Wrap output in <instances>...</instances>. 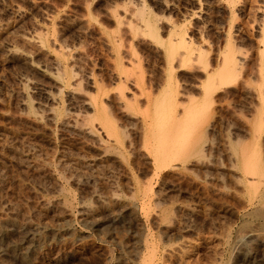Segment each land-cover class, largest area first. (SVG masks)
<instances>
[{
    "label": "rangeland",
    "instance_id": "rangeland-1",
    "mask_svg": "<svg viewBox=\"0 0 264 264\" xmlns=\"http://www.w3.org/2000/svg\"><path fill=\"white\" fill-rule=\"evenodd\" d=\"M134 1L0 0V264H142L150 240L160 249L154 264H249L255 244V264H264V195L251 199L232 149L237 141L247 148L257 137L264 159V129L256 133L253 122L259 110L264 112V0ZM143 7L156 20L162 40L187 35L195 58L167 60L164 47L140 32L144 26L135 14ZM229 46L237 48L241 76L227 84L216 79L201 129L210 131L203 157L160 167L150 144L156 106L170 93L180 116L192 101L203 103L207 70L223 64ZM122 93L130 106L119 101ZM95 98L115 119L119 134L102 119L95 122ZM90 123L95 124L93 136L83 131ZM165 210L173 212L170 227ZM257 234L263 239L257 240ZM242 236L244 244L239 243Z\"/></svg>",
    "mask_w": 264,
    "mask_h": 264
},
{
    "label": "bare ground",
    "instance_id": "bare-ground-1",
    "mask_svg": "<svg viewBox=\"0 0 264 264\" xmlns=\"http://www.w3.org/2000/svg\"><path fill=\"white\" fill-rule=\"evenodd\" d=\"M32 1V0H31ZM136 1V0H135ZM134 1V2H135ZM219 2H220V0H218ZM223 1V0H222ZM229 1V0H228ZM139 2H143V1H141V0H138V2L137 3H139ZM217 2V1H216ZM250 2V1H249ZM33 3V2H32ZM129 3V2H128ZM166 3V2H165ZM223 3V2H222ZM126 4V3H125ZM140 4H142V3H140ZM224 4V3H223ZM222 4V5H223ZM232 4V3H231ZM134 6V5H133ZM142 6V5H141ZM222 7H224V9L225 10H230V7L228 6V5H224V6H222ZM130 8H133V7H130ZM130 8H129V11H131L130 10ZM260 8V7H259ZM16 9H17V7H16ZM16 9H15V11H14V13L15 12H17V11H19L20 12V9H18L17 11H16ZM117 9V8H116ZM120 9V8H119ZM148 9V8H147ZM19 12H17V13H19ZM24 12V11H23ZM128 12V11H127ZM134 12V11H133ZM132 12V13H133ZM258 12H260L258 9H256L255 10V13H258ZM263 12V11H262ZM154 13V12H153ZM236 13V12H235ZM117 14V13H116ZM120 14V13H119ZM128 14H129V12H128ZM229 14V13H228ZM264 14V13H263ZM22 15V14H21ZM130 15V14H129ZM135 15H137V17H138V20H139V22H141L142 23V25L144 26V29H142V31H141V29L139 28V26H137L138 28H135V27H132V26H134V25H131V27H132V29L133 30H139L140 29V32H142L144 35H148V37H150L151 38V40H153L156 44H160V45H162L163 47H164V49H165V52H166V55H167V60H169L170 62H175L176 60H181V61H186V62H188V61H190L191 59H194L195 58V56H194V54H195V52H194V47L191 45V43L188 41V39L189 38H187L188 36L187 35H185L184 33H176V35L173 37V38H171V39H168V41H164V40H162L161 39V37H160V35H159V32H158V30H157V26L158 25H156V20L154 19V17L152 16V14L149 12V11H147L144 7L143 8H140V9H137V13L135 14ZM134 15V16H135ZM156 15V14H155ZM197 15V14H196ZM194 16V15H193ZM262 16V15H261ZM127 17V16H126ZM201 17V16H200ZM44 18V17H43ZM116 19H117V15H116ZM125 19V18H124ZM128 19V18H127ZM127 19H125V20H127ZM46 20V19H45ZM115 20V19H114ZM81 21V20H80ZM128 21V20H127ZM133 21V20H132ZM159 21V20H158ZM87 23H88V21H86ZM119 22V21H118ZM117 22V23H118ZM121 22H122V20H121ZM165 22V21H164ZM115 23H116V21H115ZM116 23V24H117ZM173 24H174V22H172ZM91 24H93V23H91ZM120 24V23H119ZM126 24V22L124 23V25ZM128 24V23H127ZM126 24V25H127ZM161 24V23H160ZM170 24V23H169ZM83 25V24H82ZM118 25V24H117ZM121 25V24H120ZM123 25V26H124ZM172 25V24H171ZM235 25V24H234ZM233 25V26H234ZM101 26V25H100ZM237 26V25H236ZM119 27V26H118ZM121 27V26H120ZM125 27V26H124ZM165 27V26H164ZM169 27V26H168ZM96 28V27H95ZM125 28H127V26L125 27ZM159 28V27H158ZM229 28V27H228ZM234 28V27H233ZM120 29V28H119ZM118 29V30H119ZM128 29H129V26H128ZM127 29V30H128ZM262 28H261V26H260V30H261ZM39 30V29H38ZM37 30V31H38ZM260 30H257V31H260ZM98 31V30H97ZM129 31V30H128ZM130 31H132V30H130ZM174 31V30H173ZM234 31H236L235 29H234ZM163 32V31H162ZM187 32V31H186ZM118 33V32H117ZM138 33H139V31H138ZM141 33V34H142ZM131 34V33H130ZM135 34H137V33H135ZM140 34V35H141ZM143 34H142V36H143ZM224 34V33H223ZM110 36V35H109ZM115 36V35H114ZM118 36V35H117ZM138 36V35H137ZM169 36V35H168ZM38 37V36H37ZM223 37H225V36H223ZM114 38V37H113ZM132 38H133V36H132ZM138 38V37H137ZM139 38H141V37H139ZM146 38V37H145ZM149 38V39H150ZM169 38V37H168ZM142 39H143V37H142ZM233 39V38H232ZM144 40V39H143ZM111 41V40H110ZM132 41V40H131ZM191 41V40H190ZM51 42V41H50ZM119 42V41H118ZM118 42H116V43H118ZM141 42V41H140ZM153 42V43H154ZM193 42V41H192ZM112 43V42H111ZM114 43V42H113ZM261 43H262V41H261ZM54 44V43H53ZM108 44V43H107ZM115 44V43H114ZM152 44V43H151ZM204 44V43H203ZM48 45V44H47ZM115 45H117V44H115ZM233 45V44H232ZM108 46V45H107ZM121 46V45H120ZM195 46V45H194ZM227 46V45H226ZM235 46V45H234ZM118 48H120L119 47V44H118V46H117ZM151 48V47H150ZM241 48V47H240ZM153 49V48H152ZM156 50V49H155ZM158 50V49H157ZM236 50H237V48H236ZM235 49H234V47L233 46H229V48H228V51L226 52V50H225V56H224V58H223V64L221 65V66H219L218 68H216V69H211V70H213L212 72L211 71H208L207 70V78H208V83H207V85H206V88H207V93H206V98H205V101H204V99H203V103H199V101L197 102V101H192L191 102V104L190 105H188L187 106V108L185 109V112H184V114L182 115V116H180V115H177L176 114V111H178L177 110V108L176 107H178V105H177V100L175 99V97H174V95L173 94H167L165 97H164V95H163V97H162V100L160 101V103L156 106V108H155V110H154V117H153V119H152V126H151V137L153 138V141L150 143L151 144V146H152V148H153V152H154V154H155V157L156 158H154L155 159V161H156V163H157V165H160V167H161V165L162 166H164V165H166L169 161H173L174 160V162L177 160H180V161H182V163H184L186 160H188L189 158H191V157H199V156H202L203 157V144L205 143V138H206V134H207V130H206V134H205V131L204 130H201L202 129V125L204 124V122L206 121V118L208 117L205 113H206V111L209 109V106H210V100H211V91L213 90V88L216 86V84L219 82V83H221V84H227V83H230V82H232V81H234V80H236L239 76H241L240 75V70H239V68H238V64H239V62H238V57L235 55V51H236ZM12 52V51H11ZM133 52H134V49H133ZM263 52H264V50H263ZM162 53V52H161ZM203 53H204V51H203ZM247 53V52H246ZM260 53V52H259ZM163 54V53H162ZM224 54V53H223ZM263 54V53H262ZM24 55V54H23ZM132 55H133V53H132ZM136 55V54H135ZM202 54L200 53L199 54V58H200V56H201ZM218 55V54H217ZM25 56V55H24ZM204 55H202L201 56V58L203 57ZM222 56V55H221ZM113 57V56H112ZM205 57V56H204ZM248 57V56H247ZM134 58V57H133ZM222 58V57H221ZM240 58V57H239ZM218 59V58H217ZM136 60H137V58H136ZM252 60V59H251ZM31 61V60H30ZM58 61V60H57ZM62 61V60H61ZM60 61V62H61ZM125 61V60H124ZM207 61H208V59H207ZM220 61V60H219ZM257 61V60H256ZM126 62H127V60H126ZM126 62H124V63H126ZM131 63L133 62V61H130ZM180 62V61H179ZM194 62V61H193ZM222 62V61H221ZM241 62V61H240ZM30 63V62H29ZM137 63V62H136ZM177 63V62H176ZM192 63V62H191ZM209 63H210V61H209ZM209 63H208V65H209ZM68 64V63H67ZM134 64V63H133ZM171 64V63H170ZM180 64V63H179ZM179 64H177V65H179ZM132 65V64H131ZM181 65V64H180ZM190 65V64H189ZM244 65V64H243ZM123 66V65H122ZM129 66V65H128ZM137 66V65H136ZM193 66V65H192ZM246 66V65H245ZM119 67V66H118ZM209 67V66H208ZM250 67V66H249ZM120 68V67H119ZM119 68H118V70H119ZM123 68V67H122ZM128 68V67H127ZM215 68V67H214ZM253 68V67H252ZM61 69V68H60ZM135 69V68H134ZM123 70V69H122ZM128 70V69H127ZM245 70V69H244ZM251 70V69H250ZM260 70V69H259ZM112 71V70H111ZM198 71V70H197ZM116 72V71H115ZM251 72H253V71H251ZM259 72V71H258ZM62 73V72H61ZM72 73H73V71H72ZM76 73V72H75ZM123 73V72H122ZM141 73V72H140ZM139 73V74H140ZM167 73V72H166ZM203 73V72H202ZM205 73V72H204ZM88 74V73H87ZM126 74H127V72H126ZM138 74V75H139ZM142 74V73H141ZM249 74V73H248ZM259 74V73H258ZM86 75V74H85ZM90 75H91V73H90ZM123 75V74H122ZM244 75V74H243ZM242 75V76H243ZM261 75H262V73H261ZM62 76H64V74H62ZM81 76V75H80ZM142 76V75H141ZM206 75L204 74V77H205ZM256 76V75H255ZM264 76V75H263ZM129 77V79L131 78L130 76H128ZM249 77V76H248ZM254 77V76H253ZM87 78V77H86ZM101 78V77H100ZM108 78V77H107ZM117 78V77H116ZM137 78V77H136ZM144 78V77H143ZM170 78V77H169ZM240 78V77H239ZM250 78V77H249ZM63 79V78H62ZM65 79V78H64ZM90 79H91V77H90ZM93 79V78H92ZM91 79V80H92ZM105 79V78H104ZM132 79V78H131ZM173 79V78H172ZM216 79L218 80V82L217 83H215L216 82ZM244 78H242L241 80H243ZM262 79H264V78H262ZM89 80V79H88ZM103 80V79H102ZM112 80V79H111ZM245 80H247L246 78H245ZM83 80H81V82H82ZM93 81V80H92ZM136 81V80H135ZM140 81H141V79H140ZM237 81V80H236ZM235 81V82H236ZM244 81V80H243ZM248 81H250V80H248ZM247 81V82H248ZM253 81V80H252ZM80 82V83H81ZM91 82V81H90ZM142 82V81H141ZM246 82V83H247ZM57 83V82H56ZM87 83H88V81H87ZM237 83V82H236ZM240 83V82H239ZM244 83V82H243ZM104 84H106L105 82H104ZM167 84V83H166ZM171 84V83H170ZM251 84H252V82H251ZM255 84V83H254ZM107 85V84H106ZM112 85V84H111ZM124 85V84H123ZM133 85V84H132ZM156 85V84H155ZM200 85H201V83H200ZM238 85V84H237ZM241 85V84H240ZM79 86V85H78ZM103 86H105V85H103ZM126 86V85H125ZM154 86V85H153ZM164 86V85H163ZM175 86V85H174ZM220 86V85H219ZM234 86H235V84H234ZM242 86V85H241ZM133 87H134V85H133ZM132 87V88H133ZM137 87V86H136ZM237 87V86H236ZM243 87V86H242ZM248 88H249V85L247 86ZM246 87V88H247ZM262 87V86H261ZM55 88V87H54ZM53 88V89H54ZM73 88V87H72ZM78 88H80L81 90H82V88H81V86L80 87H78ZM100 88V87H99ZM115 88V87H114ZM121 88V87H120ZM120 88H117V92L120 90L121 91V89ZM129 88V87H128ZM159 88V87H158ZM197 88V87H196ZM58 89H59V87H58ZM155 89H156V87H155ZM240 89V88H239ZM55 90V89H54ZM62 90V89H61ZM60 90V91H61ZM80 90V91H81ZM89 90V89H88ZM116 90V89H115ZM158 90V89H157ZM247 90V89H246ZM245 90V91H246ZM255 90V89H254ZM259 90V89H258ZM261 91L260 92H262V89H260ZM79 91V90H78ZM84 91V90H83ZM100 91V90H99ZM98 91V92H99ZM126 91V90H125ZM134 91V90H133ZM181 91V90H180ZM198 91V90H197ZM241 91V90H240ZM243 91V90H242ZM244 91V92H245ZM75 92H76V90H75ZM87 92V91H86ZM115 92V91H114ZM113 92V93H114ZM131 92V91H130ZM155 92V91H154ZM154 92H152V93H154ZM182 93H183V91H181ZM185 92V91H184ZM186 92H187V90H186ZM203 92V91H202ZM49 93V92H48ZM55 93H58V90L55 92ZM81 93H83V92H81ZM84 93H85V91H84ZM83 93V94H84ZM89 93V92H88ZM112 93V94H113ZM167 93V92H166ZM237 93V92H236ZM247 93V92H246ZM78 94H79V92H78ZM87 94V93H86ZM86 94H84V95H86ZM118 94V93H117ZM116 94V95H117ZM125 94V93H124ZM123 93L122 94H120L119 95V101H121V102H125L124 104L125 105H127V106H130V103H128L126 100H125V95H124ZM158 94V93H157ZM178 94V93H177ZM176 94V95H177ZM181 94V93H180ZM187 94V93H186ZM75 95V94H74ZM114 95V94H113ZM138 95V94H137ZM143 95V94H142ZM154 95H155V93H154ZM188 95H189V93H188ZM197 95V94H196ZM264 95V94H263ZM57 96H58V94H57ZM98 96H99V94H98ZM128 96V95H127ZM185 96V95H184ZM187 96V95H186ZM191 96V95H190ZM91 97H92V95H91ZM115 97H118V95L117 96H115ZM131 97V96H130ZM177 98H178V95L176 96ZM183 97V96H182ZM202 97V96H201ZM51 98V97H50ZM49 98V99H50ZM85 98V97H84ZM128 98V97H127ZM144 98V97H143ZM185 98V97H184ZM183 98V99H184ZM83 99V98H82ZM131 99V98H130ZM180 99V98H179ZM192 99V98H191ZM190 99V100H191ZM52 100H54V98L52 97ZM51 100V103L52 102H55V101H52ZM88 100V99H87ZM186 100V99H185ZM189 100V99H188ZM89 101H91V100H89ZM115 101H117V98L115 99ZM114 101V102H115ZM130 101V100H129ZM261 101H262V104H263V102H264V100H262L261 99ZM92 102V101H91ZM142 102H143V100H142ZM145 102V101H144ZM184 102H186V101H184ZM183 102V103H184ZM49 103V102H48ZM84 103H86V102H84ZM83 103V104H84ZM95 103H96V107H97V111H96V113L97 114H95L94 115V120L95 119H99V120H101L102 119V123H104V125H107V126H109L111 129H113V131L116 133V134H119V132L115 129V127H114V125L116 124H114L113 123V121L115 120V119H113V121H112V119H111V117L109 116V114L106 112V109H100L99 107H100V105L98 104V102H97V99L95 98ZM131 103H132V101H131ZM179 103H181V101L179 102ZM190 103V102H189ZM87 107H89V109L91 108L92 109V107H93V105L90 103V102H88L87 101ZM86 104H84V106L86 105ZM110 104V103H109ZM114 104V103H113ZM135 104V103H134ZM140 104H142V103H140ZM152 104H153V102H152ZM105 105V104H104ZM142 105H144V104H142ZM66 106V105H65ZM76 106V105H75ZM119 106H121V105H119ZM132 107H133V105H131ZM86 107V106H85ZM96 107H95V109H96ZM142 107V106H141ZM146 107V106H145ZM181 107H184V106H181ZM107 108H109V107H107ZM114 108V107H113ZM117 108H118V106H117ZM120 108V107H119ZM125 108V107H124ZM129 108H131V107H129ZM143 108V107H142ZM151 108V107H150ZM36 109V108H35ZM75 109V108H74ZM88 109V108H87ZM127 109V108H126ZM114 110V109H113ZM119 110H121V109H119ZM259 110V109H258ZM257 110V111H258ZM262 110H263V108H262ZM262 110H259L258 111V114H256L257 116V118L255 117V120L253 121L254 122V131L256 132V133H259V132H261L263 129H264V112L262 111ZM48 111V110H47ZM92 111V110H91ZM117 111V110H116ZM133 111V110H132ZM85 111L83 110V113H84ZM108 112H110L111 113V111H108ZM113 112V111H112ZM210 112V111H209ZM77 114V113H76ZM112 114V113H111ZM113 114H115V113H113ZM214 114H215V112H214ZM54 115H56V114H54ZM65 115V114H64ZM83 115V114H82ZM85 115V114H84ZM89 115V114H88ZM119 115V114H118ZM90 116V115H89ZM122 116H124V115H122ZM128 116V115H127ZM15 117V116H14ZM63 117V116H62ZM78 116H76L75 118H77ZM81 117V116H80ZM133 117V116H132ZM22 119H23V117H21ZM58 118V117H57ZM82 118V117H81ZM127 118V117H126ZM150 118V117H149ZM68 119V118H67ZM86 119V118H85ZM134 119H136V118H134ZM212 119H214L213 117H212ZM30 120V119H29ZM70 120V119H69ZM72 120V119H71ZM77 119H75V121H76ZM84 120V119H83ZM250 120V119H249ZM65 121H68V120H65ZM87 121V120H86ZM85 121V122H86ZM212 121V120H211ZM25 122V121H24ZM32 122H33V120H32ZM35 122V121H34ZM72 122V121H71ZM84 122V125H86L87 123H85ZM87 122H90V119L87 121ZM95 122H96V120H95ZM28 123V122H27ZM63 123H65L64 121H63ZM67 123V122H66ZM74 123H76L77 124V122H74ZM82 123V122H81ZM139 123V122H138ZM35 124V123H34ZM33 124V125H34ZM60 124V123H59ZM140 124V123H139ZM62 125V124H61ZM65 125V124H64ZM63 125V126H64ZM66 125H68V124H66ZM65 125V126H66ZM77 125H80L79 124V121H78V124ZM82 125V124H81ZM95 125V124H94ZM94 125L92 124V123H90V124H88L86 127H84L85 129L83 130L85 133H87L88 135L90 134V135H95L96 134V131H95V128H94ZM149 125V127H150V125H151V123L150 124H148ZM147 125V126H148ZM212 125V124H211ZM246 125V124H245ZM37 126V125H36ZM35 126V127H36ZM42 126V125H41ZM117 126V125H116ZM134 126V125H133ZM136 126H137V123H136ZM209 126V125H208ZM213 126V125H212ZM72 127V126H71ZM79 127V126H78ZM77 127V128H78ZM81 127V126H80ZM96 128H97V126H95ZM99 127V126H98ZM139 127V126H138ZM37 128V127H36ZM40 128V127H39ZM107 128V127H106ZM120 128V127H119ZM204 128H205V126H204ZM35 129V128H34ZM61 129V128H60ZM79 129V128H78ZM101 129V128H100ZM141 129V128H140ZM40 130V129H39ZM74 130V129H73ZM79 130H82V129H79ZM138 131V130H137ZM147 131V130H146ZM2 132V131H1ZM11 132V131H10ZM104 132V131H103ZM108 132V131H107ZM122 133H123V131H121ZM124 132H125V130H124ZM210 132V131H209ZM208 132V133H209ZM13 133V132H12ZM111 133V132H110ZM128 133V132H127ZM9 134V133H8ZM81 134V133H80ZM140 134H142V133H140ZM40 135V134H39ZM79 135V134H78ZM85 135V134H84ZM89 135V136H90ZM107 135H108V133H107ZM211 135V134H210ZM2 136H4V135H2ZM110 136V135H109ZM124 136H125V134H124ZM15 137V136H14ZM95 137V136H94ZM97 137V136H96ZM126 137V136H125ZM140 137V136H139ZM150 137V138H151ZM3 138H5V137H3ZM10 138V137H9ZM92 138V137H91ZM91 138H88V139H90L91 140ZM142 138V137H141ZM240 139V138H239ZM253 139V138H252ZM259 139V138H258ZM3 140V139H2ZM6 140V139H5ZM13 140V139H12ZM95 140V139H94ZM152 140V139H151ZM242 140V139H241ZM256 140H257V137H256ZM256 140H254V141H252L250 144H249V146H247V148H245L244 146H242L241 144H239V142L237 143H233V153H235V155L238 157V165L237 166H239V168L245 173L244 175H245V178H244V180H243V183H244V185L247 187V191H248V194L250 195V197H251V199H255V198H261V197H263V195H264V159H263V157H262V155H261V153L262 152H260V149H259V146H258V141H256ZM130 141V140H129ZM84 142V141H83ZM94 142H96V140L94 141ZM214 142V141H213ZM212 142V143H213ZM242 142V141H241ZM240 142V143H241ZM2 143V142H1ZM102 142H100V144H101ZM246 143V142H245ZM15 144V143H14ZM95 144V143H94ZM214 144V143H213ZM2 145V144H1ZM54 145V144H53ZM96 145V144H95ZM105 145V147H106V144H103V145H101V146H104ZM128 145V144H127ZM138 145V144H137ZM244 145H247V144H244ZM30 146V145H29ZM150 146V147H151ZM212 146V145H211ZM30 147H32V146H30ZM129 147V146H128ZM215 147V146H214ZM2 148V147H1ZM84 148V147H83ZM110 148V147H109ZM115 148H116V146H115ZM28 149V148H27ZM33 149H35V148H33ZM82 149V148H81ZM80 149V150H81ZM106 149H107V147H106ZM134 149V148H133ZM133 149H131V150H133ZM211 149H212V147H211ZM15 150V149H14ZM112 150H113V148H112ZM130 150V151H131ZM138 150V149H137ZM140 150V149H139ZM138 150V151H139ZM214 150V149H213ZM12 151V150H11ZM32 151V150H31ZM39 151V150H38ZM119 151V150H118ZM208 151V150H207ZM215 151V150H214ZM3 152V151H2ZM27 152V151H26ZM29 152V151H28ZM100 152V151H99ZM105 152V151H104ZM134 152V151H133ZM132 152V153H133ZM136 152V151H135ZM140 152V151H139ZM209 152H211V151H209ZM31 153V152H30ZM38 153V152H37ZM102 153V152H101ZM101 153H99V154H101ZM121 153V152H120ZM4 154V153H3ZM27 154V153H26ZM35 154V153H34ZM37 155V154H36ZM39 155V154H38ZM102 155V154H101ZM135 155H136V153H135ZM144 155V154H143ZM211 155V154H210ZM19 156H21V155H19ZM32 156V155H31ZM109 156V155H108ZM13 157V156H12ZM85 157V156H84ZM87 157V156H86ZM112 157V156H111ZM110 157V158H111ZM138 157V156H137ZM142 157V156H141ZM144 157V156H143ZM211 157V156H210ZM209 157V158H210ZM8 158V157H7ZM11 158V157H10ZM31 158V157H30ZM51 158V157H50ZM88 158V157H87ZM107 158V157H106ZM208 158V159H209ZM3 159V158H2ZM29 159V158H28ZM52 159V158H51ZM115 159V158H114ZM30 160V159H29ZM35 161L37 160V159H34ZM97 160V159H96ZM102 160V159H101ZM100 160V161H101ZM111 160V159H110ZM116 160V159H115ZM18 161H19V159H18ZM21 161V160H20ZM83 161V160H82ZM28 162V161H27ZM38 162V161H37ZM40 162V161H39ZM114 162V161H113ZM152 162V161H151ZM193 162V161H192ZM212 162V161H211ZM216 162H217V160H216ZM17 163V162H16ZM57 163H59V162H57ZM75 163V162H74ZM103 163V162H102ZM144 163V162H143ZM196 163V162H195ZM204 163V162H203ZM235 163V162H234ZM234 163H232V165L234 164ZM40 164V163H39ZM82 164V163H81ZM217 164V163H216ZM215 164V165H216ZM5 165V164H4ZM104 165V164H103ZM173 165V164H172ZM188 165V164H187ZM187 165H186V167H187ZM190 165V164H189ZM194 165V164H193ZM196 165V164H195ZM212 165H213V163H212ZM231 165V164H230ZM24 166V165H23ZM61 166V165H60ZM82 166V165H81ZM101 166V165H100ZM115 166V165H114ZM143 166V165H142ZM168 166V165H167ZM175 166V165H174ZM184 166V165H183ZM207 166V165H206ZM205 166V167H206ZM217 166V165H216ZM215 166V167H216ZM236 166V167H237ZM44 167V166H43ZM124 167V166H123ZM151 167V166H150ZM185 167V166H184ZM204 167V166H203ZM218 167V166H217ZM231 167V166H230ZM36 168H40V165H39V167H36ZM42 168V167H41ZM53 168H54V166H53ZM94 168V167H93ZM137 168V167H136ZM209 168H210V166H209ZM219 168V167H218ZM43 169V168H42ZM45 169V168H44ZM90 169V168H89ZM143 169V168H142ZM187 169V168H186ZM30 170V169H29ZM38 170V169H37ZM55 170V169H54ZM80 170H82V168L80 169ZM95 170V169H94ZM111 170V169H110ZM109 170V171H110ZM163 170V169H162ZM166 170V169H165ZM177 170V169H176ZM188 170H190V169H188ZM193 170V169H192ZM196 170V169H195ZM205 170V169H204ZM207 170V169H206ZM83 171V170H82ZM93 171V170H92ZM102 171V170H101ZM208 171V170H207ZM36 172V171H35ZM80 172V171H79ZM84 172H85V170H84ZM96 172V171H95ZM104 172V171H103ZM112 172V171H111ZM126 172H127V169H126ZM155 172V171H154ZM157 172V171H156ZM194 172V171H193ZM196 172V171H195ZM209 172V171H208ZM4 173H5V171H4ZM198 173V172H197ZM211 173V172H210ZM77 174V173H76ZM89 174V173H88ZM168 174V173H167ZM166 174V175H167ZM196 174V173H195ZM200 174V173H199ZM203 174V173H202ZM41 175H43V174H41ZM72 175H74V172H73V174ZM82 175V174H81ZM169 175H171V174H169ZM173 175V174H172ZM201 175V174H200ZM209 175V174H208ZM212 175H213V173H212ZM211 175V176H212ZM242 175V174H241ZM14 176V175H13ZM53 176V175H52ZM54 176H55V174H54ZM53 176V177H54ZM78 176H80V174L78 175ZM86 176H87V174H86ZM97 176V175H96ZM109 176H110V174H109ZM155 176V175H154ZM57 177V176H56ZM197 177H199V176H197ZM220 177V176H219ZM218 177V178H219ZM82 178V177H81ZM114 178V177H113ZM157 178V177H156ZM200 178V177H199ZM210 178V177H209ZM208 178V179H209ZM212 178V177H211ZM224 178V177H223ZM42 179V178H41ZM44 179V178H43ZM67 179H69L68 177H67ZM78 179V178H77ZM115 179V178H114ZM232 179V178H231ZM52 180H54V179H52ZM56 180V179H55ZM180 180V179H179ZM185 180V179H184ZM202 180V179H201ZM234 180V179H233ZM42 181V180H41ZM44 181V180H43ZM113 181V180H112ZM162 181V180H161ZM225 181V180H224ZM9 182V181H8ZM18 182V181H17ZM56 182H58V181H56ZM183 182V181H182ZM184 182H186V181H184ZM227 182V181H226ZM15 183V182H14ZM22 183V182H21ZM49 183V182H48ZM159 184V183H158ZM167 184V183H166ZM198 184V183H197ZM228 184V183H227ZM226 184V185H227ZM237 184V183H236ZM10 185V184H9ZM46 185V184H45ZM51 185V184H50ZM6 186V185H5ZM4 186V187H5ZM61 186V185H60ZM69 186V185H68ZM8 187H10V186H8ZM14 188H15V186H13ZM20 187H22V185L20 186ZM149 187V186H148ZM168 187V186H167ZM202 187V186H201ZM205 187V186H204ZM225 187V186H224ZM64 188V187H63ZM132 188V187H131ZM153 187H151L150 188V190L152 189ZM185 188V187H184ZM209 188V187H208ZM55 189H57V188H54V190ZM61 189V188H60ZM65 189V188H64ZM49 190V189H48ZM47 190V191H48ZM187 190V189H186ZM20 191V190H19ZM188 191V190H187ZM54 192H56V191H54ZM61 192H64L63 190L61 191ZM68 192V191H67ZM149 192V191H148ZM147 192V193H148ZM49 193V192H48ZM133 193V192H132ZM139 193V192H138ZM146 193V194H147ZM152 193V192H151ZM64 194V193H63ZM170 194V193H169ZM133 195V194H132ZM139 195V194H138ZM145 195V194H144ZM149 195V194H148ZM147 195V196H148ZM161 196V195H160ZM171 196V195H170ZM99 197V196H98ZM152 197V196H151ZM169 197V196H168ZM167 197V198H168ZM145 198H147V197H145ZM161 198V197H160ZM52 199H54V198H52ZM74 199V198H73ZM139 199V198H138ZM151 199V198H150ZM158 199V198H157ZM71 200H72V198H71ZM146 200V199H145ZM152 200V199H151ZM150 200V202H152ZM166 200H168V199H166ZM172 200V199H171ZM241 200V199H240ZM252 200V203L254 202ZM263 200V199H262ZM63 201V200H62ZM107 201V200H106ZM137 201H139V200H137ZM148 201H149V199H148ZM155 201V200H154ZM243 201V200H242ZM43 202H44V200H43ZM47 202V201H46ZM45 202V203H46ZM61 202V201H60ZM144 202V200L142 201V203ZM146 202V201H145ZM145 202H144V204H145ZM48 203H49V201H48ZM147 203V202H146ZM156 203V202H155ZM158 203V202H157ZM156 203V204H157ZM63 205L65 204L64 202L62 203ZM159 204V203H158ZM185 204V203H184ZM189 204V203H188ZM244 204V203H243ZM263 204H264V202H263ZM62 205V206H63ZM66 206H65V209H66V211L67 210H69V208H70V206H71V202H66V204H65ZM143 205V204H142ZM142 205L140 206V207H142ZM147 205V204H146ZM152 205V204H151ZM245 205V204H244ZM43 206V205H42ZM150 206V205H149ZM137 207V206H136ZM135 207V208H136ZM144 207H145V205H144ZM143 207V208H144ZM147 207V206H146ZM151 207V206H150ZM150 207L149 208H147L148 209V211H149V209H150ZM43 208V207H42ZM100 208V207H99ZM152 208V207H151ZM261 208V207H260ZM10 209V208H9ZM65 209H63V210H65ZM125 209V208H124ZM163 209H165V207L163 208ZM168 209V208H167ZM178 209V208H177ZM185 209V208H184ZM205 209V208H204ZM255 209V208H254ZM258 209H259V207H258ZM55 210V209H54ZM62 210V211H63ZM90 210V209H89ZM144 210V209H143ZM171 210V209H170ZM181 210V209H180ZM206 210V209H205ZM257 210V209H256ZM256 210H254V211H256ZM13 211V210H12ZM162 211V210H161ZM174 211V210H173ZM182 211V210H181ZM147 212V211H146ZM202 212V211H201ZM253 212V211H252ZM162 213V212H161ZM164 214L162 215L163 216V218H164V220H165V222L166 221H169V223L167 224L169 227H170V222H172V221H170L171 220V213H173V212H171L170 213V211L169 210H165L164 212H163ZM178 213V212H177ZM185 214V213H184ZM207 214V213H206ZM211 214V213H210ZM246 214V213H245ZM254 214V213H253ZM46 215V214H45ZM45 215H43V216H45ZM98 215V214H97ZM198 215V214H197ZM248 215V214H247ZM4 216H5V214H4ZM70 216V215H69ZM68 216V217H69ZM263 217H264V215H262ZM12 217V216H11ZM72 217V216H71ZM102 217V216H101ZM142 217V216H141ZM262 217V218H263ZM2 218H4V217H2ZM81 218V217H80ZM79 218V219H80ZM100 218V217H99ZM189 218V217H188ZM11 219V218H10ZM152 219V218H151ZM183 219V218H182ZM191 219H192V217H191ZM246 219V218H245ZM9 220V219H8ZM13 220H14V218H13ZM67 220V219H66ZM69 220V219H68ZM86 219H84V221H85ZM96 220V219H95ZM187 220V219H186ZM72 221V220H71ZM83 221V222H84ZM13 222V221H12ZM87 222V221H86ZM134 222H135V220H134ZM138 222V221H137ZM256 222V221H255ZM20 223V222H19ZM65 223V222H64ZM152 223H153V221H152ZM190 223V222H189ZM248 223V222H247ZM173 224H175V223H173ZM188 224V223H187ZM254 224V223H253ZM72 225V224H71ZM243 225V224H242ZM261 225V224H260ZM148 226V225H147ZM171 226H172V223H171ZM183 226V225H182ZM253 226V225H252ZM5 227V226H4ZM164 227V226H163ZM169 227H168V230H169ZM225 227V226H224ZM249 227V226H248ZM10 228V227H9ZM167 228V227H166ZM164 229V228H163ZM175 229V228H174ZM226 229L227 228H225V232H226ZM262 229H263V227H262ZM149 230V229H148ZM163 231V230H162ZM254 231V230H253ZM261 231V230H260ZM259 231V232H260ZM73 232V231H72ZM258 232V233H259ZM5 233V232H4ZM176 233V232H175ZM240 233V232H239ZM166 234V233H165ZM167 234H168V232H167ZM172 234V233H171ZM226 234V233H225ZM229 234V233H228ZM241 234V233H240ZM5 235H6V233H5ZM258 236V238H257V240H262L263 239V236L261 235V234H257ZM58 236V235H57ZM237 236V235H236ZM245 236H246V234H245ZM227 238V237H226ZM3 239V238H2ZM238 239V238H237ZM246 239H248V238H246ZM244 240H245V238L242 236V237H239V243H241V244H244L243 242H244ZM256 240V241H257ZM39 241V240H38ZM168 241V240H167ZM183 241V240H182ZM225 241V240H224ZM247 241V240H246ZM249 241V240H248ZM156 242V241H155ZM155 242L153 241V240H150L149 242H148V244H149V248H147L146 247V245H145V247L147 248V249H149L150 250V254H147L148 255V257L147 258H145L144 260L143 259H141V260H143L142 261V264H154L155 263V261L157 260V249H158V245L156 246V244H155ZM187 242V241H186ZM260 242V241H259ZM146 244V243H145ZM179 244V243H178ZM45 245V244H44ZM255 245H257V244H255ZM255 245L253 246V247H255ZM237 246V245H236ZM247 246V245H246ZM252 246V245H251ZM258 246H260V245H258ZM257 246V247H258ZM263 246V245H262ZM238 247V246H237ZM250 247V246H249ZM250 248L251 250H250V255L248 256V263L249 264H255L256 263V260H257V252H253V249H255V248ZM37 248V247H36ZM42 248V247H41ZM169 248V247H168ZM186 248V247H185ZM173 249V248H172ZM171 249V250H172ZM187 249V248H186ZM262 249V248H261ZM261 249H258V250H261ZM264 249V248H263ZM158 250H160V249H158ZM249 250V249H248ZM257 250V249H256ZM165 251V250H164ZM252 251V252H251ZM255 251V250H254ZM160 252V251H159ZM170 252V251H169ZM169 252H168V254H169ZM173 252V251H172ZM222 252V251H221ZM223 253V252H222ZM263 253H264V251H263ZM172 254V253H171ZM173 255V254H172ZM217 255V254H216ZM222 255V254H221ZM226 256V255H225ZM170 257V256H169ZM59 258V257H58ZM171 258V257H170ZM246 258V257H245ZM174 259V258H173ZM185 259V258H184ZM1 260V259H0ZM8 260V259H7ZM36 260V259H35ZM140 260V261H141ZM262 260V259H261ZM243 261V260H242ZM156 262H158V261H156ZM231 262V261H230ZM244 262V261H243ZM10 263V262H9ZM159 263V262H158ZM158 263H156V264H158ZM212 264L214 263V262H211ZM220 263V262H219ZM229 263V262H228ZM263 263V262H262ZM139 264H141V263H139ZM215 264V263H214ZM257 264H259V261L257 262Z\"/></svg>",
    "mask_w": 264,
    "mask_h": 264
}]
</instances>
